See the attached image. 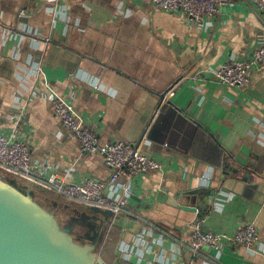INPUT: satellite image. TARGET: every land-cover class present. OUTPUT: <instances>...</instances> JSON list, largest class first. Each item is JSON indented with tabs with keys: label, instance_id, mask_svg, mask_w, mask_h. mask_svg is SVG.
Listing matches in <instances>:
<instances>
[{
	"label": "crops",
	"instance_id": "crops-1",
	"mask_svg": "<svg viewBox=\"0 0 264 264\" xmlns=\"http://www.w3.org/2000/svg\"><path fill=\"white\" fill-rule=\"evenodd\" d=\"M263 37L242 0L204 26L150 0H0V134L26 142L47 174L107 179L103 156L83 153L55 116L49 85L102 143L125 141L164 164L134 180L115 220L95 212L87 241L106 264H264V70L242 88L213 78ZM243 221L260 232L256 250L190 251L194 223L229 234Z\"/></svg>",
	"mask_w": 264,
	"mask_h": 264
},
{
	"label": "built area",
	"instance_id": "built-area-1",
	"mask_svg": "<svg viewBox=\"0 0 264 264\" xmlns=\"http://www.w3.org/2000/svg\"><path fill=\"white\" fill-rule=\"evenodd\" d=\"M236 1L150 0L155 9L179 14L197 26H204L207 21L218 17L223 8ZM242 1L248 2L264 23V0ZM252 70H264V37L250 56L227 60L213 72V78L228 87L242 88L248 82ZM48 88L55 116L78 140L83 153L103 156L109 170L108 178L102 180L85 177L72 181L67 175L62 176L56 171L47 174L32 164L26 142L3 134H0V171L48 190L66 202L110 212L112 220H115L127 211L129 197L135 194L134 180L149 171L163 172L164 164L146 155L139 146L125 141L102 143L99 134L89 126L86 117L75 108L69 98L54 93L49 85ZM172 95L171 90L164 96V101L169 100ZM259 241L260 232L252 222H241L235 232L229 234L203 231L201 223L196 222L192 225L189 249L193 255L198 254L205 246L217 250L227 246H244L256 250ZM103 263L106 264L104 260Z\"/></svg>",
	"mask_w": 264,
	"mask_h": 264
},
{
	"label": "water",
	"instance_id": "water-1",
	"mask_svg": "<svg viewBox=\"0 0 264 264\" xmlns=\"http://www.w3.org/2000/svg\"><path fill=\"white\" fill-rule=\"evenodd\" d=\"M169 203L191 209L173 198ZM100 248L98 241L78 242L30 188L23 191L0 175V264H104Z\"/></svg>",
	"mask_w": 264,
	"mask_h": 264
},
{
	"label": "rangeland",
	"instance_id": "rangeland-1",
	"mask_svg": "<svg viewBox=\"0 0 264 264\" xmlns=\"http://www.w3.org/2000/svg\"><path fill=\"white\" fill-rule=\"evenodd\" d=\"M0 175L4 178L8 179L9 181L13 182L14 184H16L23 191H27L30 188V183H28L25 180H20L16 176L5 174L2 171H0ZM59 199L61 201H63L64 204H73V203H69V202L62 200L61 198H59ZM75 205H77V204H75ZM79 206L80 207H78V209H80L82 211H85L87 213H94L93 211H91L87 207H84V206L81 207V205H79ZM84 208H87V209H84ZM96 212H98V211L96 210ZM72 220H76V221L74 223L70 224L72 222ZM61 221H62V223H64V224H62L63 227L66 230H68V228H69L68 231L74 236V238L78 242L86 243V242H88L87 237H91L92 235L95 234L94 230L96 229L97 223H95L93 218H88V219L84 220V219H82V217L78 216L76 213L73 212L70 216H63L61 218Z\"/></svg>",
	"mask_w": 264,
	"mask_h": 264
},
{
	"label": "trees",
	"instance_id": "trees-1",
	"mask_svg": "<svg viewBox=\"0 0 264 264\" xmlns=\"http://www.w3.org/2000/svg\"><path fill=\"white\" fill-rule=\"evenodd\" d=\"M31 195L34 197V199L40 203L44 208H46L49 212L56 215L58 218V221L62 228L64 223H62L61 218L63 216H70L73 212L76 213L78 216L82 217V219H88L93 218V220L97 219V214L95 213L96 210L90 209L94 213H87L85 211H82L78 209L80 207L79 205L75 204H64L63 201H61L54 193L45 190L38 186H32L30 187ZM82 207V206H81ZM87 209V208H84ZM98 212L100 210H97ZM76 220H72V223H74ZM65 229V228H64ZM69 230V228H68Z\"/></svg>",
	"mask_w": 264,
	"mask_h": 264
}]
</instances>
